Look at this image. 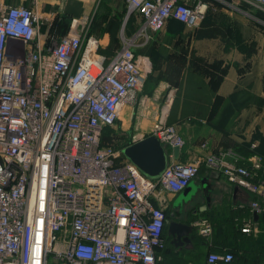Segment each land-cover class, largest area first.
Instances as JSON below:
<instances>
[{
    "label": "built area",
    "instance_id": "2783aa9c",
    "mask_svg": "<svg viewBox=\"0 0 264 264\" xmlns=\"http://www.w3.org/2000/svg\"><path fill=\"white\" fill-rule=\"evenodd\" d=\"M245 1L264 9V0ZM124 2V21L134 15L137 25L105 61L89 18L71 16L66 32L46 44L37 0L31 7L0 0V264H163L165 194L182 192L202 164L253 194L240 231L259 232V155L240 159L208 149L179 160L172 151L184 139L159 119L149 135L169 152L150 177L120 157L135 136L120 150L103 143L104 130L119 133L123 105L146 82L150 68L135 48L169 19L197 27L206 10L201 0ZM193 226L210 246L211 223L201 218ZM203 264H234V256L209 250Z\"/></svg>",
    "mask_w": 264,
    "mask_h": 264
},
{
    "label": "crops",
    "instance_id": "0c3cea01",
    "mask_svg": "<svg viewBox=\"0 0 264 264\" xmlns=\"http://www.w3.org/2000/svg\"><path fill=\"white\" fill-rule=\"evenodd\" d=\"M2 1L27 7L33 5V0ZM36 7L38 10L49 8L55 15L82 17L88 14L90 25L99 18L94 23L92 35L107 57H112L121 47L122 35L130 37L135 31H125L126 11L121 23L117 24L124 0H37ZM42 12L47 14L46 10ZM200 24L189 28L184 24L167 23L156 34L159 38L153 36L150 45L135 48L140 64L150 70L142 89L126 105V110L121 111L117 130L129 132L131 125L135 138L141 139L164 117L166 123L177 124L184 137V146L178 154L172 151L179 160H195L208 149L215 153L230 152L240 159L252 158L257 148L264 153V46L244 38L232 39L227 31L216 37L197 38L195 31ZM217 24L229 30L228 25ZM164 94L167 97L172 94V99L164 101ZM162 110L165 116L162 113L159 116ZM168 152L165 150V156ZM187 187H191L194 195L198 194L197 198L204 188L209 202L195 219L190 214L186 220L192 228L190 242L180 245L167 241L169 250L181 256V260L168 263L163 257V264H203L206 253L214 246L199 242L201 235L193 226L195 220L204 218L211 223V216L221 219L223 213L231 212L235 214L232 220L240 228L251 214L248 206L254 199L253 194L230 185L204 164ZM180 193L165 194L171 207L166 208L167 214L179 216ZM257 230L256 235L264 229L257 225Z\"/></svg>",
    "mask_w": 264,
    "mask_h": 264
},
{
    "label": "trees",
    "instance_id": "16d2710c",
    "mask_svg": "<svg viewBox=\"0 0 264 264\" xmlns=\"http://www.w3.org/2000/svg\"><path fill=\"white\" fill-rule=\"evenodd\" d=\"M126 11V6L124 2V8L122 14L118 17L117 24L119 25L122 21V16ZM56 17L51 21L49 25L44 29V38L45 43L48 44L50 39L56 40L62 34H64L68 28V23L72 15L68 14H56ZM60 16V17H58ZM99 21V18H95L93 23L89 27V33H94V23ZM167 23L176 24L182 26L183 23L175 19H169ZM136 17L131 15L127 19L125 25V31L130 33L136 28ZM135 26V28H134ZM178 26V27H179ZM165 27V26H164ZM163 27V28H164ZM228 32V29L224 26H220L216 22H201L199 30L195 31V37H216V35ZM226 34V33H225ZM151 41L146 43L144 46L150 45ZM98 52L105 57V61H108L110 57L103 54L101 49H98ZM151 74V73H149ZM150 76V75H149ZM147 80V79H146ZM171 124V123H167ZM103 143L110 144L114 149H122L127 143H123L120 140V135L113 133L110 129L104 130L102 134ZM249 146V145H248ZM248 148V147H246ZM249 150V149H248ZM250 152V151H249ZM245 153V154H249ZM253 153L259 155L263 159L262 168L260 170V175L264 178V153L260 152L257 148L253 150ZM251 153V154H253ZM248 156V155H247ZM246 156V157H247ZM120 157H123V154H120ZM222 218L219 219L216 215L215 217L211 216V226H212V237H211V247L210 250L221 251L222 248H226L231 251L234 256V264H264V230L261 234L256 236L252 234L242 233L238 224L233 221L234 213H223ZM232 215V216H231ZM257 224L264 229V214L257 217ZM199 242L207 245V241L204 237H198ZM165 247L162 249V255L167 260L168 263H175L178 260H181V256L177 255L175 252L169 250V245L165 239Z\"/></svg>",
    "mask_w": 264,
    "mask_h": 264
},
{
    "label": "rangeland",
    "instance_id": "374dc122",
    "mask_svg": "<svg viewBox=\"0 0 264 264\" xmlns=\"http://www.w3.org/2000/svg\"><path fill=\"white\" fill-rule=\"evenodd\" d=\"M201 1L206 4V10L200 22L209 21L228 25V33L230 34V38H235L237 40L244 38L246 40L256 42V44L258 45L260 44L261 46H264V9L245 0ZM43 10H46L47 14H44L42 12ZM39 13L42 21V23L40 24V31L41 33H43L44 29L49 25L51 21L53 22V19L56 16L54 12H51L49 10V8L41 10L39 9ZM84 17L89 18V15L87 14ZM238 28L241 29V31H238ZM154 36L155 38L160 37L158 35L156 36V34ZM168 89L173 90V88L170 87ZM163 98L164 101H168V99H172V94L169 97H167V94H164ZM161 113L163 114V110L160 112L159 116L161 115ZM163 116H165V114H163ZM164 122L166 121L164 120ZM128 131L129 132L118 133L120 135V140L123 143H127L129 140H131L132 137L135 136L131 125L129 126Z\"/></svg>",
    "mask_w": 264,
    "mask_h": 264
},
{
    "label": "water",
    "instance_id": "95a60500",
    "mask_svg": "<svg viewBox=\"0 0 264 264\" xmlns=\"http://www.w3.org/2000/svg\"><path fill=\"white\" fill-rule=\"evenodd\" d=\"M175 155L178 154L179 148H173ZM123 155L131 160L143 173L150 177L157 176L166 164L165 150L159 140L153 135H147L136 142L125 146L122 149ZM193 191V190H192ZM191 187H186L178 197L180 199L190 198L193 194ZM191 226L187 223L170 219L168 220V235L172 241L178 243L190 242Z\"/></svg>",
    "mask_w": 264,
    "mask_h": 264
},
{
    "label": "flooded vegetation",
    "instance_id": "af4514ba",
    "mask_svg": "<svg viewBox=\"0 0 264 264\" xmlns=\"http://www.w3.org/2000/svg\"><path fill=\"white\" fill-rule=\"evenodd\" d=\"M198 195V194H197ZM197 195H192L190 198L187 199H178V215L172 214L171 212H168L167 214V219L165 222V226L163 229V237L164 239H166L168 241L169 244H174L177 243L178 241L174 240L172 243V238L170 235H168V220L170 219H175L181 222L186 223V220L189 219L190 214H191V218L195 219L198 215V213L205 207H207L206 205L209 202V198L207 196V193L205 192L204 188L201 191V194H199V198H197ZM194 197V198H193ZM197 198V199H196ZM177 203V201L175 202V204ZM167 208L171 209L170 206H168L167 204ZM188 223V222H187ZM195 228V227H194ZM185 244V243H183Z\"/></svg>",
    "mask_w": 264,
    "mask_h": 264
},
{
    "label": "bare ground",
    "instance_id": "6f19581e",
    "mask_svg": "<svg viewBox=\"0 0 264 264\" xmlns=\"http://www.w3.org/2000/svg\"><path fill=\"white\" fill-rule=\"evenodd\" d=\"M126 108H127L126 105H123L122 110H126ZM163 113H165V110Z\"/></svg>",
    "mask_w": 264,
    "mask_h": 264
}]
</instances>
